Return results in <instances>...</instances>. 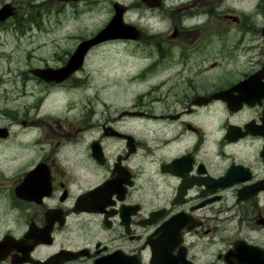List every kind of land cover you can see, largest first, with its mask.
<instances>
[{
  "label": "flooded vegetation",
  "instance_id": "obj_1",
  "mask_svg": "<svg viewBox=\"0 0 264 264\" xmlns=\"http://www.w3.org/2000/svg\"><path fill=\"white\" fill-rule=\"evenodd\" d=\"M244 1L0 0L30 97L0 114V264H264V0Z\"/></svg>",
  "mask_w": 264,
  "mask_h": 264
},
{
  "label": "rangeland",
  "instance_id": "obj_2",
  "mask_svg": "<svg viewBox=\"0 0 264 264\" xmlns=\"http://www.w3.org/2000/svg\"><path fill=\"white\" fill-rule=\"evenodd\" d=\"M257 1L259 0H246L244 2H240L239 5L242 6L243 9L250 11ZM105 6V4H99L98 6L92 8V10L91 8L89 9L90 12L86 17V24L91 29V31L100 28V25L103 24L108 18ZM41 42V40L39 42L34 41L33 45ZM6 43L7 44L3 45V47H0V114L2 115L3 113H1V111L5 110L3 107L10 108L17 106V109H22L30 102V100H28L30 97L28 94L23 92L22 88L20 87V79L14 77L23 68L22 62L23 56H25V53L23 52L24 46H16L15 42L12 41H7ZM136 71L137 68L126 70L127 73L124 77V82L126 80V84H129L127 96L129 97V101L132 102L135 98H137V93L139 91V88L134 85L136 80L133 79V77L137 74ZM32 96L33 101H35L34 99L36 97V93H34ZM58 98L61 99L59 104L56 105V109L60 108L59 110H61V113H58V115L68 116V114H74L73 108L66 110L70 107H73L75 104L73 95L63 94ZM51 114L53 117V113ZM1 121L2 118H0V122ZM259 206L262 208L260 212L264 215V202L261 201Z\"/></svg>",
  "mask_w": 264,
  "mask_h": 264
},
{
  "label": "water",
  "instance_id": "obj_3",
  "mask_svg": "<svg viewBox=\"0 0 264 264\" xmlns=\"http://www.w3.org/2000/svg\"><path fill=\"white\" fill-rule=\"evenodd\" d=\"M144 2L146 1V0H143ZM110 32V30L109 29H105V30H103V31H101L97 36H96V38L94 39V40H90L89 42H85V43H82L81 45H89V44H92V42H96V41H100V37H102V39H104V35H106V34H108ZM78 52H80L79 50H78Z\"/></svg>",
  "mask_w": 264,
  "mask_h": 264
}]
</instances>
